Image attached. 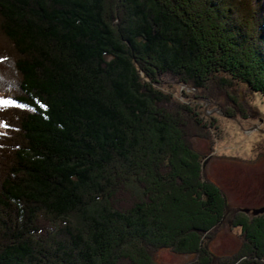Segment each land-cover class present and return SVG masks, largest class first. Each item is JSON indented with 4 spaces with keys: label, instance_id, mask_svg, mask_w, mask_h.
I'll return each instance as SVG.
<instances>
[{
    "label": "trees",
    "instance_id": "trees-1",
    "mask_svg": "<svg viewBox=\"0 0 264 264\" xmlns=\"http://www.w3.org/2000/svg\"><path fill=\"white\" fill-rule=\"evenodd\" d=\"M0 33V264H264V212H231L194 146L205 100L264 98V0H0Z\"/></svg>",
    "mask_w": 264,
    "mask_h": 264
},
{
    "label": "rangeland",
    "instance_id": "rangeland-1",
    "mask_svg": "<svg viewBox=\"0 0 264 264\" xmlns=\"http://www.w3.org/2000/svg\"><path fill=\"white\" fill-rule=\"evenodd\" d=\"M4 43L6 39L0 33V44ZM172 78L170 75L161 76L166 83H171ZM182 89L191 92L189 87L177 85L175 95L180 99L183 98L180 95ZM238 91L249 117L225 118L216 111L217 107L205 103V114L217 117L220 133L211 153L203 139H194V146L207 154V176L221 187L229 210L244 211L253 216L264 212H255L264 209V98L243 85L238 86ZM4 100L0 97V101ZM6 106L9 104L0 103V107ZM241 240L239 229L232 227L229 219H224L208 247L218 256L231 255L239 248ZM191 258V255L175 254L168 249H158L154 255L158 264H185Z\"/></svg>",
    "mask_w": 264,
    "mask_h": 264
},
{
    "label": "water",
    "instance_id": "water-1",
    "mask_svg": "<svg viewBox=\"0 0 264 264\" xmlns=\"http://www.w3.org/2000/svg\"><path fill=\"white\" fill-rule=\"evenodd\" d=\"M205 101H206V104L209 103L208 100H205ZM204 109H205V113H206V112H207V107L205 106ZM215 110H216V109H215ZM216 111H217L218 113H221V111H220L219 109H217ZM258 210H259V211L256 210L255 212H263L264 209H263V208H262V209L260 208V209H258Z\"/></svg>",
    "mask_w": 264,
    "mask_h": 264
},
{
    "label": "snow or ice",
    "instance_id": "snow-or-ice-1",
    "mask_svg": "<svg viewBox=\"0 0 264 264\" xmlns=\"http://www.w3.org/2000/svg\"><path fill=\"white\" fill-rule=\"evenodd\" d=\"M0 103H3V104H5V105H7V104H9V103H11L10 101H7V100H4V101H0Z\"/></svg>",
    "mask_w": 264,
    "mask_h": 264
},
{
    "label": "bare ground",
    "instance_id": "bare-ground-1",
    "mask_svg": "<svg viewBox=\"0 0 264 264\" xmlns=\"http://www.w3.org/2000/svg\"><path fill=\"white\" fill-rule=\"evenodd\" d=\"M233 118H235V117H233Z\"/></svg>",
    "mask_w": 264,
    "mask_h": 264
}]
</instances>
